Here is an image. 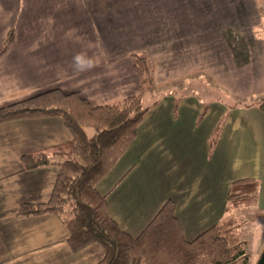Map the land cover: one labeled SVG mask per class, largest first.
Returning <instances> with one entry per match:
<instances>
[{
    "label": "crops",
    "instance_id": "crops-1",
    "mask_svg": "<svg viewBox=\"0 0 264 264\" xmlns=\"http://www.w3.org/2000/svg\"><path fill=\"white\" fill-rule=\"evenodd\" d=\"M263 18L264 0H0V51L11 38L0 56V109L51 90L78 93L94 107L117 103L139 92L135 53L152 64L159 91L185 81L203 83L206 95L210 79L227 87L234 82L240 93L255 67L257 87L246 91L257 100L247 108L167 91L96 191L106 196L110 218L132 237L173 202L184 237L192 241L223 218L234 181L255 179L257 204L240 212L249 210L252 215L242 218L259 222L263 251L264 111L255 104L264 96ZM70 139L57 117L0 125V264L103 259L97 244L73 253L56 216L17 215L22 204L46 203L59 173L51 165L23 171L21 157Z\"/></svg>",
    "mask_w": 264,
    "mask_h": 264
},
{
    "label": "trees",
    "instance_id": "trees-1",
    "mask_svg": "<svg viewBox=\"0 0 264 264\" xmlns=\"http://www.w3.org/2000/svg\"><path fill=\"white\" fill-rule=\"evenodd\" d=\"M132 58L139 92L117 103L94 107L78 93L51 90L0 109V125L57 117L71 136L66 143L21 157L23 171L51 165L58 167L59 173L49 200L44 204H22L17 215L56 216L69 232L67 242L73 253L93 244L104 249V257L97 264H250L240 228L243 218L239 214L257 204L260 183L255 179L234 181L223 218L192 241L185 239L175 215L176 206L171 201L162 206L137 237L120 230L110 218L106 196L96 191V185L134 142L146 113L167 94L159 93L158 100L144 106L143 98L158 90L152 64L142 53H135ZM177 102L178 99L174 114ZM257 106L264 111V103ZM220 129L221 124L209 140L210 154ZM89 130L93 135H88Z\"/></svg>",
    "mask_w": 264,
    "mask_h": 264
},
{
    "label": "rangeland",
    "instance_id": "rangeland-1",
    "mask_svg": "<svg viewBox=\"0 0 264 264\" xmlns=\"http://www.w3.org/2000/svg\"><path fill=\"white\" fill-rule=\"evenodd\" d=\"M262 26L264 28V18H263V21L261 24V27ZM205 78H207V77H205ZM215 78L218 79V76L216 75ZM258 79H259V72L254 67V69L252 71L248 72L246 84L244 85V83H243V85H242V88L245 87V90L240 91L241 94L236 93V91L238 90L239 87L236 86V84L234 82H232V84L228 85L229 88L233 89V91H234L233 92V91H229L228 87L226 85L220 84L216 80H215V82H213L212 80L208 79L209 83H210V87L207 88L208 93L206 92V95H203V94L201 95V93H200L201 92V85L203 83H200V84L195 85V86H190V85L185 86L184 85L185 81L183 83H179V84H175L176 83L175 82V83H172L171 86L165 88L166 90L164 89V91H162V92L157 90L153 94L145 96L143 98V104H144V106H146V105H149L151 102L158 100V98L160 97L159 93L165 94V93H167V91H175V90L179 89V91L177 90V92H175L176 96H187V94H191L192 92H197L198 96L201 97L202 100L206 101V102H209V101L213 100L214 98L215 99L220 98L226 104H231V105L234 104V106H238V105H249L250 106V103L254 102V100H257V99H255L256 95L254 93H247L248 91H246V88L257 87V85H255V84L258 81ZM225 87H227V89ZM257 102L261 103V104L264 103V96L262 98L261 97L258 98V101H256V103H255L258 105ZM172 115H175L174 114V108H173ZM205 116L206 115H203V111H202L198 117L197 123L200 124L204 120ZM220 131H221V129H220ZM88 135L89 136L93 135V131L89 130ZM219 135H220V132H219ZM211 154L209 153V149H208V156H211ZM251 215L252 214L249 212V210L239 214V216H244V217H248ZM243 220H245L244 224H246V226H244V224L242 223V226L240 228H241L242 238L246 241V244H247V252L250 256V264H257L260 257H261V253H262V251H260L261 246H262L260 243L261 240L258 238V231L261 229L260 224L258 221H256V219H252V220L243 219ZM243 229H244L246 237H244Z\"/></svg>",
    "mask_w": 264,
    "mask_h": 264
},
{
    "label": "clouds",
    "instance_id": "clouds-1",
    "mask_svg": "<svg viewBox=\"0 0 264 264\" xmlns=\"http://www.w3.org/2000/svg\"><path fill=\"white\" fill-rule=\"evenodd\" d=\"M75 61L77 65H82L84 63V59L82 56L78 55L75 57Z\"/></svg>",
    "mask_w": 264,
    "mask_h": 264
},
{
    "label": "water",
    "instance_id": "water-1",
    "mask_svg": "<svg viewBox=\"0 0 264 264\" xmlns=\"http://www.w3.org/2000/svg\"><path fill=\"white\" fill-rule=\"evenodd\" d=\"M257 264H264V249L262 251L261 257H260V259H259Z\"/></svg>",
    "mask_w": 264,
    "mask_h": 264
}]
</instances>
